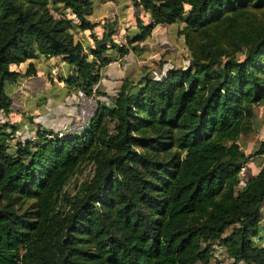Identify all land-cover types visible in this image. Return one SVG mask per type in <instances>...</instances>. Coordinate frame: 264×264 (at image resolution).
Wrapping results in <instances>:
<instances>
[{
    "label": "trees",
    "instance_id": "1",
    "mask_svg": "<svg viewBox=\"0 0 264 264\" xmlns=\"http://www.w3.org/2000/svg\"><path fill=\"white\" fill-rule=\"evenodd\" d=\"M129 3L147 21L135 15L119 41L113 20L94 33L93 0H0L5 115L40 58L59 57V80L89 93L157 24L180 23L189 52L184 67L123 76L78 133L37 125L18 138L17 122H0V264H208L216 245L232 264H264V138L248 154L238 143L264 106V0ZM84 163L90 175L67 190Z\"/></svg>",
    "mask_w": 264,
    "mask_h": 264
},
{
    "label": "rangeland",
    "instance_id": "2",
    "mask_svg": "<svg viewBox=\"0 0 264 264\" xmlns=\"http://www.w3.org/2000/svg\"><path fill=\"white\" fill-rule=\"evenodd\" d=\"M93 1V12L89 18L98 22L93 30L98 36L103 31L102 21L104 19L114 21L115 32L112 36L119 41H124L126 32L129 33L132 30H136L134 24L135 15H138L143 22L147 21V14L142 9L133 8L129 0ZM179 25L180 23L155 25L150 35L139 43V48L134 51H129L124 56L115 59L114 62L111 61L108 66V71L105 74L104 71H101L100 78H103L105 83H103L104 86L99 84V80H101L99 78L91 109L96 107L98 101L110 102V98L114 95L119 86L121 78L125 75L137 79L147 74L153 76L159 75L169 66H186L189 59V52L182 37L176 33V29ZM73 34L74 36H78V38H84L83 35H85L81 33L80 30L76 29H73ZM85 41H87V39H85ZM15 104L17 103L15 102ZM69 104L72 105L73 103L69 102ZM48 106L49 108L43 110L40 115L36 117V119L41 122L40 124L42 126H49V124L53 122L56 123V127L59 126V128L56 129V131H58L64 125L74 120V110L69 111L67 107H65L67 106L66 101L64 102L63 100L55 105L48 104ZM254 113L253 130L249 133H243L238 137V143L246 154L252 152L257 142L264 138V106H255ZM32 134L31 132H27V135ZM13 141V139L10 140V142ZM261 158L260 155H252L246 162L242 163L239 173L242 181L256 172ZM91 169V164H81L78 170L66 182L64 187L67 190H72L82 179L90 175ZM212 252L213 254L208 264H215L216 260H219L222 264H232V259L226 255L225 249L222 246H214ZM235 264L243 263L239 261Z\"/></svg>",
    "mask_w": 264,
    "mask_h": 264
},
{
    "label": "crops",
    "instance_id": "3",
    "mask_svg": "<svg viewBox=\"0 0 264 264\" xmlns=\"http://www.w3.org/2000/svg\"><path fill=\"white\" fill-rule=\"evenodd\" d=\"M137 9H141L137 7ZM146 13V12H145ZM147 14V13H146ZM84 38H79L82 43H89L88 31L80 30ZM78 38V36H75ZM87 39V41H85ZM84 40V42H83ZM114 62V61H113ZM109 62L101 71L104 74L109 69ZM37 71L35 75L24 77L11 92V111L4 114L0 111V122H17L20 128L15 133L18 138L32 137L37 125L44 129L56 131L59 126L51 122L49 126H42L37 115L49 108V105H55L64 100L67 103L69 111L74 110L76 116V93L73 87H67L61 80L60 75H64L69 71V66L66 65L59 57L40 58L36 61ZM52 76V79L49 78ZM101 79V78H100ZM103 81V82H102ZM105 80H99V84L104 86ZM15 102L18 104H15ZM69 102L73 104L70 105ZM75 118V117H74ZM59 125V124H58ZM27 132L33 133L27 135Z\"/></svg>",
    "mask_w": 264,
    "mask_h": 264
},
{
    "label": "built area",
    "instance_id": "4",
    "mask_svg": "<svg viewBox=\"0 0 264 264\" xmlns=\"http://www.w3.org/2000/svg\"><path fill=\"white\" fill-rule=\"evenodd\" d=\"M97 84L98 81L91 85L89 93H86L81 89L76 90V116L71 123L66 124L58 131H55L58 136L65 133H78L89 124L95 110V107L91 109V104L94 101Z\"/></svg>",
    "mask_w": 264,
    "mask_h": 264
}]
</instances>
